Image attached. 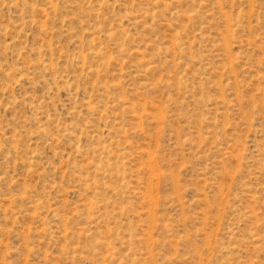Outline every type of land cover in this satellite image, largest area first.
Listing matches in <instances>:
<instances>
[{"label": "rangeland", "instance_id": "obj_1", "mask_svg": "<svg viewBox=\"0 0 264 264\" xmlns=\"http://www.w3.org/2000/svg\"><path fill=\"white\" fill-rule=\"evenodd\" d=\"M0 264H264V0H0Z\"/></svg>", "mask_w": 264, "mask_h": 264}]
</instances>
